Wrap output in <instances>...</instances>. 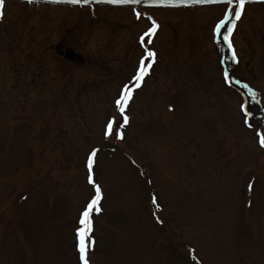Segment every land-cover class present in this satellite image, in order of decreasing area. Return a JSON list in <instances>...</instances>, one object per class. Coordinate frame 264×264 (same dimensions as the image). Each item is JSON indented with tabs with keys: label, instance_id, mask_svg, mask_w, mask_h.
I'll return each mask as SVG.
<instances>
[{
	"label": "rangeland",
	"instance_id": "1",
	"mask_svg": "<svg viewBox=\"0 0 264 264\" xmlns=\"http://www.w3.org/2000/svg\"><path fill=\"white\" fill-rule=\"evenodd\" d=\"M225 5L142 8L148 43L132 8L5 1L0 264H81L97 187L88 264H264V4Z\"/></svg>",
	"mask_w": 264,
	"mask_h": 264
},
{
	"label": "snow or ice",
	"instance_id": "2",
	"mask_svg": "<svg viewBox=\"0 0 264 264\" xmlns=\"http://www.w3.org/2000/svg\"><path fill=\"white\" fill-rule=\"evenodd\" d=\"M29 3H32L33 0H28ZM69 2L73 3V4H87L89 3V0H69ZM107 2L109 3H119V4H127V3H139L140 0H107ZM180 3H200V4H205V3H217V2H222V0H179ZM223 2L227 3V4H232L234 2V0H223ZM250 2V0H235L236 3V8L234 9V11H232L231 13H226V17L224 21H221L220 24H218L217 30L220 29L221 27L224 26V24L227 22V16L229 14L233 15L235 20H239L244 6L246 3ZM262 2H264V0H262ZM4 3L5 0H0V17H2L3 15V7H4ZM139 13L137 14L138 18H139ZM234 23H233V27H234ZM155 24L153 25V29H151L148 33H145V35H151L154 33L155 31ZM232 31V28L228 29V34H230ZM228 34H225L223 39L227 42L228 41ZM143 41V37L141 38ZM148 43H151V41H148ZM229 47H231V45L229 44ZM154 57H155V53L148 51L146 53L145 59L148 58H152V62H154ZM233 60H235V55L233 54ZM151 67V62L148 63L147 65H145L144 59L141 60V67L140 70L138 71L137 75L133 78V83L131 86H125V90L122 91L120 98H118L115 103L117 106V110L119 111V113L121 114L123 120H122V124L120 125V127H123L124 125H126L128 123V118L126 115H124V111H125V106L127 104L128 99H130V92L135 89L140 87L143 76L146 74V68H150ZM227 78V77H226ZM249 95L251 96H255V94L252 92L251 89L248 90ZM242 110H243V105H242ZM246 115H248L246 113ZM114 121H109L108 125H107V129H106V136L107 135H111L113 134V126H114ZM245 123H248L247 119L245 121ZM117 139H122V133L117 132L116 133ZM258 142L260 144V146L262 148H264V135H261L260 133H258ZM95 156V151H93L89 156H88V168H89V183H93L92 179H91V167L93 164V157ZM252 184H249V190H252ZM101 196H100V189L99 187L96 188V195L95 197L88 202V204L86 205L85 209L82 211L81 215H80V219L78 221L80 227L76 230V235L78 238V252H79V259L81 261V264H88V259H87V251L88 248L94 244V240H89L86 243V237H90L91 231H92V223H91V214L93 212V210H95L97 213L100 211V208L98 207L99 204V200H100ZM152 203L154 206H156V208L158 209L159 206L157 204V200L156 198L153 196V200ZM155 216V213H154ZM158 219V218H157ZM158 222H160L158 220Z\"/></svg>",
	"mask_w": 264,
	"mask_h": 264
},
{
	"label": "water",
	"instance_id": "3",
	"mask_svg": "<svg viewBox=\"0 0 264 264\" xmlns=\"http://www.w3.org/2000/svg\"><path fill=\"white\" fill-rule=\"evenodd\" d=\"M37 2H44L50 4H61V5H110V6H131L135 8L140 7H190V6H202V5H211V4H221L223 2L217 3H180L179 0H140L139 3H127V4H119V3H109L107 0H89L87 4H73L69 2V0H33ZM262 2V0H250L248 3H257ZM233 4L236 6L235 0Z\"/></svg>",
	"mask_w": 264,
	"mask_h": 264
},
{
	"label": "flooded vegetation",
	"instance_id": "4",
	"mask_svg": "<svg viewBox=\"0 0 264 264\" xmlns=\"http://www.w3.org/2000/svg\"><path fill=\"white\" fill-rule=\"evenodd\" d=\"M4 8H5V4L3 7V16H4ZM2 19H3V17H2ZM64 58L69 60V61H73L76 59V55L74 53L70 54L69 52H66V53H64Z\"/></svg>",
	"mask_w": 264,
	"mask_h": 264
},
{
	"label": "bare ground",
	"instance_id": "5",
	"mask_svg": "<svg viewBox=\"0 0 264 264\" xmlns=\"http://www.w3.org/2000/svg\"><path fill=\"white\" fill-rule=\"evenodd\" d=\"M246 7V6H245ZM3 18H4V16H3Z\"/></svg>",
	"mask_w": 264,
	"mask_h": 264
}]
</instances>
